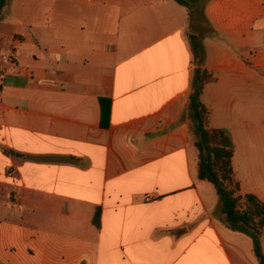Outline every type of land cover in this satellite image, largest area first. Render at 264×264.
<instances>
[{
    "label": "crops",
    "instance_id": "1",
    "mask_svg": "<svg viewBox=\"0 0 264 264\" xmlns=\"http://www.w3.org/2000/svg\"><path fill=\"white\" fill-rule=\"evenodd\" d=\"M205 70L207 128L230 132L239 193L264 203V0H9L0 264H260L199 177Z\"/></svg>",
    "mask_w": 264,
    "mask_h": 264
},
{
    "label": "trees",
    "instance_id": "2",
    "mask_svg": "<svg viewBox=\"0 0 264 264\" xmlns=\"http://www.w3.org/2000/svg\"><path fill=\"white\" fill-rule=\"evenodd\" d=\"M181 5L190 7L192 0H176ZM9 0H0V21L2 12ZM196 55L200 47H194ZM213 79L211 73L204 71L203 80L195 82V91L190 97L189 119L191 122L194 145L199 150V177L211 182L220 197L222 221L233 231L241 232L252 238L254 251L264 264L261 236L264 231V203L253 194L240 195V183L233 171L235 145L228 130L210 131L207 128L209 111L201 96L204 85ZM101 210L98 209L94 224L100 227Z\"/></svg>",
    "mask_w": 264,
    "mask_h": 264
},
{
    "label": "rangeland",
    "instance_id": "3",
    "mask_svg": "<svg viewBox=\"0 0 264 264\" xmlns=\"http://www.w3.org/2000/svg\"><path fill=\"white\" fill-rule=\"evenodd\" d=\"M207 0H203V2H206ZM206 4V3H205ZM202 28L204 29V31H205V34H208L209 33V31H210V27H209V25H208V23H207V21L206 20H202ZM198 35H202V33L199 31L198 32ZM189 124H190V126H191V122H190V119H189ZM190 139H193V137H192V134H191V136H190Z\"/></svg>",
    "mask_w": 264,
    "mask_h": 264
}]
</instances>
